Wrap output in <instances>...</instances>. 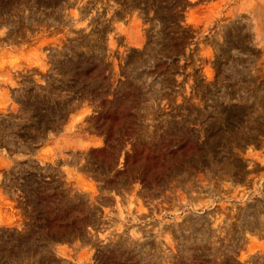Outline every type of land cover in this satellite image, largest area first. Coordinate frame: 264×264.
<instances>
[{"label":"rangeland","instance_id":"rangeland-1","mask_svg":"<svg viewBox=\"0 0 264 264\" xmlns=\"http://www.w3.org/2000/svg\"><path fill=\"white\" fill-rule=\"evenodd\" d=\"M0 264H264V0H0Z\"/></svg>","mask_w":264,"mask_h":264}]
</instances>
